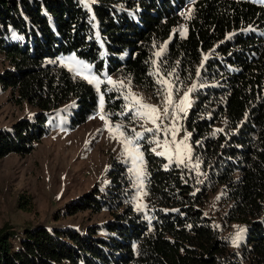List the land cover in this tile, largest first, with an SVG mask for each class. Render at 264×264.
Masks as SVG:
<instances>
[{"label":"trees","instance_id":"obj_1","mask_svg":"<svg viewBox=\"0 0 264 264\" xmlns=\"http://www.w3.org/2000/svg\"><path fill=\"white\" fill-rule=\"evenodd\" d=\"M190 1L96 0L87 9L81 0H0V54L10 67L0 73V92L11 89L17 103L38 111L0 130V159L29 154L64 104L75 105L70 129L96 114L99 91L58 57L73 54L96 74L143 88L152 85L154 49L173 35L163 72L183 86L200 72L211 84L197 91L186 121L199 173L166 167L145 151L148 219L132 205L128 168L113 163L108 185L72 207L106 210L110 221L83 232L37 226L19 235L6 223L0 264H264V0H195L180 37ZM100 92L104 113L116 120L118 100L105 85ZM231 224L245 228L236 249L225 236Z\"/></svg>","mask_w":264,"mask_h":264},{"label":"rangeland","instance_id":"obj_2","mask_svg":"<svg viewBox=\"0 0 264 264\" xmlns=\"http://www.w3.org/2000/svg\"><path fill=\"white\" fill-rule=\"evenodd\" d=\"M94 1L81 0L87 9ZM194 1L191 0L182 12L183 23L176 29L180 37L186 36V20L192 13ZM172 40L173 35L154 49L150 72L152 85L143 88L135 87L119 74H96L92 66L73 54L58 57L59 65L99 91L97 112L85 124L70 129L75 105L74 101L64 104L49 116L48 134L33 144L29 154H10L0 159V228L7 223L18 235L24 229L37 226L83 232L88 226L110 221L112 216L106 210L76 211L72 207L84 195L108 185V172L113 163L128 168L132 181L130 189L134 192L132 205L136 212H142L148 219L145 151L163 158L166 167L175 165L199 173L194 160L192 134L186 121L197 91L211 84L200 72L186 86L178 83L171 72H163V56ZM211 56L208 53L203 57L199 71ZM9 68L0 54V73ZM101 85H105L107 92L113 93L120 104L116 120L104 113ZM133 96L141 104L154 106L158 112L154 114L140 107L133 101ZM37 114V109L27 102L17 103V93L11 89L0 92V130L10 131L18 122L32 121ZM156 115L159 118L153 123ZM148 129L151 131H146ZM120 132L124 135L121 136ZM136 133H141L142 138L137 139ZM128 139L132 140V144L126 146ZM181 160L183 163H180ZM217 198V194L210 197V215L216 211ZM225 236L236 249L244 240L245 228L240 224H231Z\"/></svg>","mask_w":264,"mask_h":264},{"label":"snow or ice","instance_id":"obj_3","mask_svg":"<svg viewBox=\"0 0 264 264\" xmlns=\"http://www.w3.org/2000/svg\"><path fill=\"white\" fill-rule=\"evenodd\" d=\"M90 82H91V81H90ZM110 82H111V81H110ZM132 99H133V101H134L136 104L140 105V107L148 109L151 113H154V114H155V113L158 112V109H156L154 106H149V105L141 104V102H140L135 96H133ZM185 100H187V96H185ZM169 103H171V97H170V96H169ZM167 112H168V110L165 108V109H164V113H165V115H167ZM101 118L103 119V117H101ZM158 118H159L158 115L154 116L153 119H152V122L155 123V120L158 119ZM117 131H119V128H117ZM133 131H134V129H133ZM146 131H151V130L148 129V130H146ZM120 135L123 136L124 133H123V132H120ZM136 138H137V139L142 138V134H141V133H136ZM125 144H126V146H127V145H131V144H132V140H131V139L126 140V141H125ZM180 163H183V161L181 160ZM197 167H198V165H197Z\"/></svg>","mask_w":264,"mask_h":264}]
</instances>
